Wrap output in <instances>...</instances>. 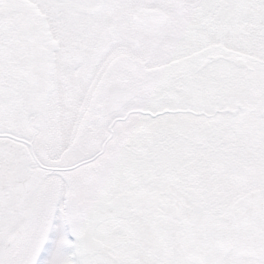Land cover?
I'll return each instance as SVG.
<instances>
[{
    "label": "snow or ice",
    "instance_id": "1",
    "mask_svg": "<svg viewBox=\"0 0 264 264\" xmlns=\"http://www.w3.org/2000/svg\"><path fill=\"white\" fill-rule=\"evenodd\" d=\"M0 264H264V0H0Z\"/></svg>",
    "mask_w": 264,
    "mask_h": 264
}]
</instances>
